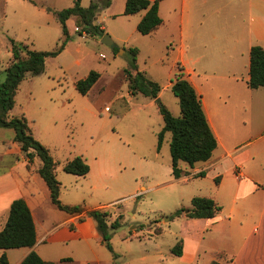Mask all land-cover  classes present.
Wrapping results in <instances>:
<instances>
[{
	"label": "rangeland",
	"instance_id": "1",
	"mask_svg": "<svg viewBox=\"0 0 264 264\" xmlns=\"http://www.w3.org/2000/svg\"><path fill=\"white\" fill-rule=\"evenodd\" d=\"M73 1L0 0V83L5 81V68L12 60L10 38L28 44L32 50H54L63 33L52 12L70 7ZM90 1L84 0L83 7H88ZM120 2L113 9L117 13ZM233 18L234 14L223 11L222 27H228ZM122 22L126 35L131 33L132 38L135 34L134 42L137 36L142 38L135 42L140 50L139 69L161 86L159 99L175 117L180 115V106L171 87L181 63V43L185 45L186 58L206 56L198 67L213 68L216 74L225 69L222 53L210 48L213 43L206 41L207 46L202 47L201 37L182 38L178 26L169 31L163 29L151 38L135 32L128 20ZM108 27L102 38L109 36L118 52L114 53L113 48L98 39L82 38L75 33L70 36L66 52L46 59L43 74L28 75L21 83L11 116H25L34 121L31 125L34 137L50 150L57 162L63 204L90 209L108 205L107 212L120 214L116 220L119 227L109 236L112 250L102 238L103 245H94L93 253L88 254L91 261L97 257L103 264H185L171 250L186 234L187 226L173 215L180 209L189 211L188 198L211 195L214 182L210 177L184 181L173 176L170 133L160 151L157 149L158 133L164 124L159 103L130 94L124 70L131 55L124 44L114 40L123 29L118 21L112 20ZM228 38L225 35L221 43ZM63 65L71 69L66 71ZM91 71H97L100 78L90 93L83 96L76 90L74 79L88 76ZM253 123L256 127L264 124L260 112L253 115ZM14 136L13 129L0 128V141L9 144ZM9 145L0 143L1 170L11 160L8 156L3 158ZM256 149L261 151L264 161V141L249 148L250 152ZM75 156L87 160L90 166L87 176L76 177L63 170L64 163ZM17 163L19 173L25 172L22 159ZM243 168L260 170L258 184L264 186V162L263 170L254 161L245 163ZM29 187L37 190L39 199H45L34 182ZM46 210L53 212L54 217L65 214L51 208Z\"/></svg>",
	"mask_w": 264,
	"mask_h": 264
},
{
	"label": "crops",
	"instance_id": "2",
	"mask_svg": "<svg viewBox=\"0 0 264 264\" xmlns=\"http://www.w3.org/2000/svg\"><path fill=\"white\" fill-rule=\"evenodd\" d=\"M117 1H121L118 13L113 10ZM74 2L75 0L70 7ZM83 3L84 0L81 5ZM125 3L126 0H112L109 8L97 14L96 24L101 30L108 31L110 20L118 21L123 29L125 22L122 21L128 20L127 23L133 25V30L139 33L137 25L146 11L125 16ZM223 11L234 14L226 28L222 27ZM54 12L52 14L57 19ZM159 16L163 20L162 25L146 37H157L163 29L169 31L178 26L182 38L184 35L189 40H193L195 36L201 37L202 43L199 46L202 47L207 46L206 41L213 43L210 48L222 53L225 66L220 74H216L213 68L198 67L206 56L198 55L194 60L186 58L185 45L181 43L179 64L184 68L185 78L202 98L203 109L217 138L218 147L212 158L207 162H200L202 165L199 167H196L199 163L190 167L181 162L183 174L177 180L210 177L214 182L211 189L213 193L199 196L212 198L222 209L211 219H190L186 216L188 212L177 217L187 226L186 234L180 239L183 241L180 258L185 264H210L213 261L223 264H264V186L259 185L257 179L261 171L243 170L244 164L249 161L256 162L258 169L263 170L264 162L259 149L252 152L249 150L264 141V124L256 127L253 123V115L259 112L264 119V88L250 89L247 84L250 50L253 46L264 49V0H164L159 7ZM67 26L70 36L80 31L74 17L67 20ZM130 35L131 33L126 35L123 29L114 40L124 44L127 49L139 50L135 42L142 38L137 36L134 42L135 34L132 38ZM225 35L229 38L222 44ZM81 37L102 41V37H90L85 33ZM68 44L69 42L60 55L66 52ZM207 57L210 60L211 55ZM63 68L66 71L71 69L64 65ZM86 76L75 78L74 84ZM28 121L30 126L33 125L34 121ZM12 140L10 145L8 141H0L3 146L9 145V148H5L3 158H11L9 165L0 169V230L7 222L12 202L23 199L33 216L37 242L32 248L0 250V256L5 253L9 264H21L35 251L45 262L53 264H103L99 258L91 261L88 256L93 253L94 245L102 246L103 242L95 220L87 212H107L105 208L108 205L85 208L80 215L64 212V215L54 217L53 212L46 209H55L54 212L59 209L53 205L50 190L38 173L41 160L36 157L29 163L20 144L15 139ZM21 159L26 170L19 173L20 163L17 162ZM216 179L219 180L218 184ZM32 182L38 186L45 199H39L37 190L29 187ZM194 197L197 196L188 198L190 208ZM107 213L110 223L120 216L119 213Z\"/></svg>",
	"mask_w": 264,
	"mask_h": 264
},
{
	"label": "trees",
	"instance_id": "3",
	"mask_svg": "<svg viewBox=\"0 0 264 264\" xmlns=\"http://www.w3.org/2000/svg\"><path fill=\"white\" fill-rule=\"evenodd\" d=\"M81 1L75 0L72 7L54 12L62 26L63 33V39L58 42L54 50H32L28 44L10 38L12 60L5 68V81L0 83V128L14 130V139L20 144L21 150L29 163H32L36 157L41 160L38 173L50 190L53 205L70 215H80L85 211V208L82 205H66L61 202L62 184L57 178V162L50 150L34 137L28 119L25 116L13 117L11 111L15 106L19 86L26 77L28 75L39 76L43 74L46 59L57 57L65 50L70 40L67 20L72 17L76 19L80 36L84 33L90 37L103 36L104 31L96 24V17L100 11L111 6L112 0H93L87 8L82 7ZM163 1L126 0L124 15L132 16L146 11V14L137 25V31L144 36L150 35L163 23L162 18L159 16V7ZM113 51L116 53L119 49L114 46ZM128 52L131 58L124 73L128 81L130 94L133 96L143 95L152 100L158 99L161 86L139 70L137 64L139 50L130 48ZM99 78L100 74L97 71H91L86 78L76 82L75 88L81 95L86 96ZM247 84L250 89L264 88V49L261 46H253L250 50L249 80ZM171 89L178 99L180 115L178 117L173 116L164 104H159L164 126L158 133L157 149L160 151L166 133H170L172 174L176 179H179L183 174L180 167L181 162L194 167L197 163L209 161L218 147V141L205 115L202 98L185 78L184 68L181 64L177 65V73ZM63 170L76 177H85L90 172V166L83 156H75L64 164ZM215 182L218 184L219 180L216 179ZM191 205L186 215L190 219H211L222 209L212 198L201 196L194 197ZM183 213L184 209L177 210L173 218L180 217ZM87 215L95 220L103 241L106 242L109 250H112L108 243L109 236L111 232L119 227V223L114 221L109 224V214L101 210L88 211ZM36 242L37 232L31 210L25 200L16 199L11 204L5 226L0 230V250L32 248ZM171 252L175 256L181 257L183 241L179 240ZM0 264H9L5 253L0 256ZM21 264L53 263L45 262L37 252L32 251ZM210 264L223 263L213 261Z\"/></svg>",
	"mask_w": 264,
	"mask_h": 264
},
{
	"label": "water",
	"instance_id": "4",
	"mask_svg": "<svg viewBox=\"0 0 264 264\" xmlns=\"http://www.w3.org/2000/svg\"><path fill=\"white\" fill-rule=\"evenodd\" d=\"M102 43L103 44H105V45H107V46H109V47H111V48H113L114 47V44H113V41L111 40V38L109 37V36H104L103 38H102ZM157 100V102L160 104L161 103V100L158 98V99H156ZM189 212V211H188Z\"/></svg>",
	"mask_w": 264,
	"mask_h": 264
},
{
	"label": "built area",
	"instance_id": "5",
	"mask_svg": "<svg viewBox=\"0 0 264 264\" xmlns=\"http://www.w3.org/2000/svg\"><path fill=\"white\" fill-rule=\"evenodd\" d=\"M102 56V55H101ZM106 110L108 111L109 110V108H106Z\"/></svg>",
	"mask_w": 264,
	"mask_h": 264
}]
</instances>
